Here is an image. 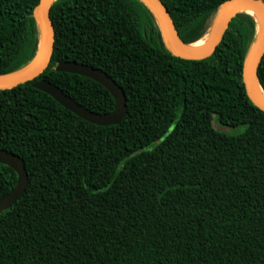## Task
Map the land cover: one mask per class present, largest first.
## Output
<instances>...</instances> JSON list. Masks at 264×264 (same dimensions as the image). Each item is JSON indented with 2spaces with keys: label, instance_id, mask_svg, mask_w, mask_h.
<instances>
[{
  "label": "trees",
  "instance_id": "1",
  "mask_svg": "<svg viewBox=\"0 0 264 264\" xmlns=\"http://www.w3.org/2000/svg\"><path fill=\"white\" fill-rule=\"evenodd\" d=\"M186 43L225 0H161ZM38 0H0V75L34 57ZM44 70L0 89V148L24 160L22 196L0 212V264H264V111L242 78L258 22L241 11L214 51L174 55L142 0H53ZM124 90L116 124L91 123L32 86L42 77L87 108L114 99L60 60ZM264 92V53L257 67ZM17 175L0 163V196Z\"/></svg>",
  "mask_w": 264,
  "mask_h": 264
},
{
  "label": "water",
  "instance_id": "2",
  "mask_svg": "<svg viewBox=\"0 0 264 264\" xmlns=\"http://www.w3.org/2000/svg\"><path fill=\"white\" fill-rule=\"evenodd\" d=\"M53 0H38L33 10V16L39 27V43L32 60L20 68L9 79H0V89L11 88L20 83L32 80L44 70L50 61L53 49V25L49 17V7ZM154 13L161 29L162 37L167 48L176 56L185 59H201L209 56L221 40L229 20L236 13L246 11L245 6L256 8L261 15L257 19V34L250 46L243 63L242 78L246 92L251 101L264 111V99L257 90V67L264 53V0H225L219 7L216 17L210 27L208 42L202 49H193L192 43H186L180 37L172 17L161 0H142ZM206 34V35H207ZM55 70L77 73L89 77L104 86L114 99L113 109L107 112L91 110L74 100L59 86L42 77L34 80L32 86L52 96L62 106L77 116L97 125H110L119 123L127 111L126 95L123 88L105 71L100 68L76 60H60ZM10 74V73H7ZM5 75V74H2ZM0 75V76H2ZM260 85V84H259ZM0 163L10 166L16 173L15 185L0 196V212L15 203L25 191L28 175L24 160L17 154L0 148Z\"/></svg>",
  "mask_w": 264,
  "mask_h": 264
},
{
  "label": "bare ground",
  "instance_id": "3",
  "mask_svg": "<svg viewBox=\"0 0 264 264\" xmlns=\"http://www.w3.org/2000/svg\"><path fill=\"white\" fill-rule=\"evenodd\" d=\"M243 9L254 14L260 20L261 15H260V12L256 8L251 7V6H245ZM208 38H209V35L207 34L204 37L197 40V42L195 41L192 44H190V47L193 49H202L206 46L208 42ZM15 74H17V72L5 74V75L0 76V79H9ZM257 90H258L259 95L262 97V99H264V92L259 84H257Z\"/></svg>",
  "mask_w": 264,
  "mask_h": 264
},
{
  "label": "rangeland",
  "instance_id": "4",
  "mask_svg": "<svg viewBox=\"0 0 264 264\" xmlns=\"http://www.w3.org/2000/svg\"><path fill=\"white\" fill-rule=\"evenodd\" d=\"M197 42V41H196Z\"/></svg>",
  "mask_w": 264,
  "mask_h": 264
}]
</instances>
